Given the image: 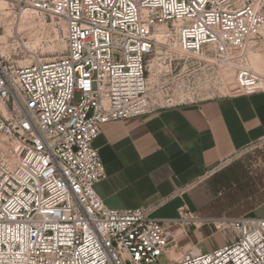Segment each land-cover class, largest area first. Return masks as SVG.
Returning <instances> with one entry per match:
<instances>
[{"label": "built area", "instance_id": "built-area-1", "mask_svg": "<svg viewBox=\"0 0 264 264\" xmlns=\"http://www.w3.org/2000/svg\"><path fill=\"white\" fill-rule=\"evenodd\" d=\"M14 2L62 22L65 54L24 67L0 60V264H264V218H219L231 241L172 260L176 222L207 220L186 205L176 220L110 209L94 190L105 178L93 146L102 126L156 111L147 58L162 44L210 66L227 60L246 46L255 0ZM242 85L264 91L246 72Z\"/></svg>", "mask_w": 264, "mask_h": 264}, {"label": "crops", "instance_id": "crops-1", "mask_svg": "<svg viewBox=\"0 0 264 264\" xmlns=\"http://www.w3.org/2000/svg\"><path fill=\"white\" fill-rule=\"evenodd\" d=\"M262 141L264 91L111 122L102 126L93 144L105 170V178L94 190L114 210L153 208V218L176 220L178 209L186 205L197 214L200 184ZM229 169L209 181L225 178ZM180 228L183 235L178 233ZM173 233L176 244L171 250L181 256L190 247V243L181 245L186 229L174 226Z\"/></svg>", "mask_w": 264, "mask_h": 264}, {"label": "rangeland", "instance_id": "rangeland-1", "mask_svg": "<svg viewBox=\"0 0 264 264\" xmlns=\"http://www.w3.org/2000/svg\"><path fill=\"white\" fill-rule=\"evenodd\" d=\"M64 54V27L60 20L34 11L22 14L14 0H0L3 63L24 67ZM243 72L256 89L264 90V0H255V20L245 48L213 66L160 44L146 62L148 97L157 111L244 94ZM223 166L200 184L196 215L207 222L197 228L183 225L187 236L181 245L190 243L185 252L195 247L210 252L231 241L234 233L228 226H221L219 218L250 213L255 218H264V141L240 152ZM228 169L231 172L225 178L209 181ZM181 228L178 233L183 235ZM170 251L171 256H180ZM156 264H169L168 258L161 256Z\"/></svg>", "mask_w": 264, "mask_h": 264}, {"label": "bare ground", "instance_id": "bare-ground-1", "mask_svg": "<svg viewBox=\"0 0 264 264\" xmlns=\"http://www.w3.org/2000/svg\"><path fill=\"white\" fill-rule=\"evenodd\" d=\"M180 225H181V224H179V223L176 222L175 228L177 229V227L180 226ZM170 252H171V251H170ZM172 257H174V258L177 259V258H179L180 256L176 255V256H172Z\"/></svg>", "mask_w": 264, "mask_h": 264}]
</instances>
